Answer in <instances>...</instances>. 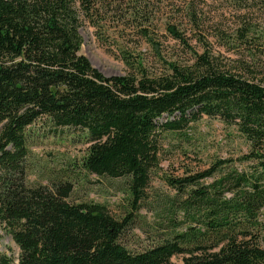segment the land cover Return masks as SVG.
Listing matches in <instances>:
<instances>
[{
    "label": "trees",
    "instance_id": "trees-1",
    "mask_svg": "<svg viewBox=\"0 0 264 264\" xmlns=\"http://www.w3.org/2000/svg\"><path fill=\"white\" fill-rule=\"evenodd\" d=\"M226 2L232 27L212 34L196 10L179 12L189 36L168 0H0V244L4 233L19 250L0 264H264V0ZM85 27L102 43L112 30L147 44L164 70L122 50L131 72L105 77L81 54ZM163 27L176 57L164 55ZM204 118L235 129L248 152L165 177L171 195L152 200L167 136ZM37 125L80 132L83 169L126 180L133 212L71 202V182L30 186ZM147 205L155 221L130 247Z\"/></svg>",
    "mask_w": 264,
    "mask_h": 264
},
{
    "label": "rangeland",
    "instance_id": "rangeland-1",
    "mask_svg": "<svg viewBox=\"0 0 264 264\" xmlns=\"http://www.w3.org/2000/svg\"><path fill=\"white\" fill-rule=\"evenodd\" d=\"M168 2L169 8H172L169 11L170 16H173L170 17L173 18L172 24L186 31L189 36L194 30L189 17H175L188 7L196 10L200 19L205 21V28L202 31L206 35L212 34L217 28L226 30L232 27L234 15L228 9L226 0H168ZM81 33L84 40L81 54L107 78L125 76L131 72L122 59V50H127L133 56L141 53L144 57V65L153 73L160 74L164 70V62L160 61L151 48L143 42H141L140 49H135L125 41H120L112 30H105V36L108 39L104 43L98 39L95 28L85 27ZM161 35L167 47L164 54L166 59L182 53L177 42L168 38L164 27L161 28ZM124 36L128 38V43L133 40L137 41L131 36ZM214 47L219 49L216 45ZM221 52L224 51L221 50ZM48 130L49 126L41 125L31 130L33 137L28 145L30 159L27 178L30 186H52L62 182H71L74 185L71 202L103 206L118 219L133 212L126 180L100 178L89 175L83 169L82 161L86 156L87 145L80 132L58 130L53 134ZM166 140L161 170L154 177L149 192L152 200L156 198V195H171L165 184V177L183 176L186 170L198 169V164L205 169L217 160H235L249 150L248 144L235 129L228 128L219 121L206 118L183 132L168 135ZM135 215L139 221L133 233L137 237L128 239V245L133 248L141 246L144 240L141 228L147 224H153L156 218L150 205ZM0 254H7L14 258H17L19 254L14 242L4 233L0 244Z\"/></svg>",
    "mask_w": 264,
    "mask_h": 264
}]
</instances>
